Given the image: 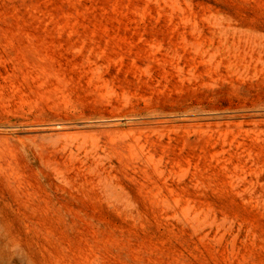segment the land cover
Wrapping results in <instances>:
<instances>
[{"label": "rangeland", "instance_id": "374dc122", "mask_svg": "<svg viewBox=\"0 0 264 264\" xmlns=\"http://www.w3.org/2000/svg\"><path fill=\"white\" fill-rule=\"evenodd\" d=\"M0 264H264V0H0Z\"/></svg>", "mask_w": 264, "mask_h": 264}]
</instances>
